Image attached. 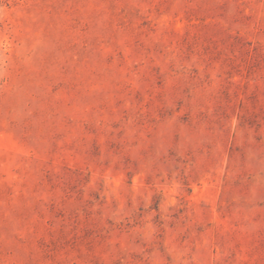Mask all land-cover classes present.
I'll return each instance as SVG.
<instances>
[{"label": "rangeland", "instance_id": "rangeland-1", "mask_svg": "<svg viewBox=\"0 0 264 264\" xmlns=\"http://www.w3.org/2000/svg\"><path fill=\"white\" fill-rule=\"evenodd\" d=\"M0 264H264V0H0Z\"/></svg>", "mask_w": 264, "mask_h": 264}]
</instances>
